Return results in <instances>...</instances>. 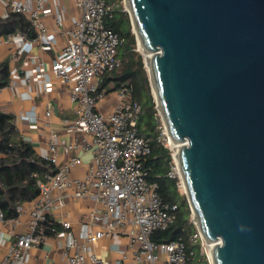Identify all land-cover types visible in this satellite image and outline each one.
<instances>
[{"label": "built area", "instance_id": "built-area-1", "mask_svg": "<svg viewBox=\"0 0 264 264\" xmlns=\"http://www.w3.org/2000/svg\"><path fill=\"white\" fill-rule=\"evenodd\" d=\"M73 3L78 16L72 18L71 25L64 26L65 10L58 0H0V18H6L10 12L20 13L34 31L31 38L22 31L0 36V45L13 48L7 60L10 80L7 86L13 89L22 84L30 90L31 84H36L46 92L51 89L43 64L31 54V49L35 45L50 49L55 43V36L44 21L45 16L52 15L65 41L54 54L51 73L69 86L74 104V117L65 122L66 128L91 137L85 143V149L91 150L85 172L74 176L73 168L81 164L77 143L61 140L50 129L49 153L44 158L54 165V171L42 176L35 174L39 194L18 204L15 217L5 219L0 209V264H26L31 249L50 237L58 240L63 264H106L92 246L117 232L126 233L131 243H138L133 257L136 262L190 264L195 251H187L182 236L160 242L150 239L154 231L167 228L175 220L177 204L163 200L156 183L146 179L143 159L151 146L139 130L141 105L131 97V85L121 84L113 90L115 99L110 110L103 112L98 108V101L108 93L99 90L102 75L121 65L117 51L123 38L106 24L118 3L113 0H73ZM23 56L17 66L15 62ZM44 114L49 117L52 112L46 108ZM60 152L70 153L63 163L58 161ZM166 174L177 178V186L181 182L172 152ZM67 196L94 203L88 211V220L80 224L78 236L72 233L71 222L61 215ZM25 212L28 214L25 227L17 230ZM53 221L59 223L58 230L52 226ZM188 240L192 245L199 244L200 249L205 242L197 228Z\"/></svg>", "mask_w": 264, "mask_h": 264}, {"label": "water", "instance_id": "water-1", "mask_svg": "<svg viewBox=\"0 0 264 264\" xmlns=\"http://www.w3.org/2000/svg\"><path fill=\"white\" fill-rule=\"evenodd\" d=\"M212 264H264V0H125Z\"/></svg>", "mask_w": 264, "mask_h": 264}, {"label": "trees", "instance_id": "trees-1", "mask_svg": "<svg viewBox=\"0 0 264 264\" xmlns=\"http://www.w3.org/2000/svg\"><path fill=\"white\" fill-rule=\"evenodd\" d=\"M113 15L106 20V24L117 32L123 41L118 48L117 55L121 61L120 67L105 72L99 83V90L106 92L117 89L121 84L132 87L131 97L141 105L139 116V130L150 142L151 151L143 159L146 179L155 182L157 190L163 200L177 204L175 220L165 229L154 231L150 239L156 242L170 241L182 236L187 251L194 250L200 245L190 244L188 237L196 231V227L189 220L190 210L186 197L179 193L177 178L167 176L166 172L171 161V151L158 140L159 130L156 128L157 110L149 89V82L143 67L142 57L135 50L136 39L131 29L130 17L120 6L119 0ZM22 31L28 38L34 36L29 20L20 13L10 12L6 18H0V36ZM9 66L7 60H0V88L9 84ZM54 171V165L44 157L37 156L29 141L18 136L11 113L0 110V209L5 219L16 216V206L24 201L38 196L36 176ZM55 230L59 223L53 221ZM199 258L189 260L190 264H208L204 253Z\"/></svg>", "mask_w": 264, "mask_h": 264}, {"label": "crops", "instance_id": "crops-1", "mask_svg": "<svg viewBox=\"0 0 264 264\" xmlns=\"http://www.w3.org/2000/svg\"><path fill=\"white\" fill-rule=\"evenodd\" d=\"M65 10L64 26L71 25L73 17L78 16V9L73 0H58ZM45 24L49 32L54 34L55 43L50 49H43L35 45L31 49L37 61H41L49 78L51 89L44 91L42 87L31 84V89L26 85H20L11 89L8 86L0 88V110L13 114L14 124L18 136L29 141L37 156L44 157L49 153L48 136L50 129L54 130L57 136L64 141L76 142L79 149L81 164L73 168L72 175L82 176L85 172L86 164L91 157V150L85 149V143L91 141L90 136L82 133L70 132L66 128L65 122L74 117V104L70 99V88L59 78L51 73V63L54 54L64 44L65 38L53 22V16L44 17ZM13 48L6 44L0 45V60H9ZM24 56L15 62L17 66L22 63ZM32 67V65H31ZM23 93H27L23 94ZM115 99V92L109 91L98 101V108L106 112L110 110ZM49 108L52 115L45 116V110ZM34 116V120H33ZM49 123V124H48ZM69 154L59 153L58 161L63 163ZM94 203L88 199H74L66 197L64 205L61 207V215L71 222V231L75 236L79 234L81 222L88 220V211ZM28 217L25 212L17 225V230L25 227ZM64 239L63 236L60 237ZM55 237H50L48 241L40 246L33 247L26 264L35 262L36 264H63L61 247ZM138 246L137 242L131 243L130 237L124 232L113 233L107 237L99 239L92 246L94 253L106 261V264H148L147 262L134 260V250ZM87 264H91L87 262Z\"/></svg>", "mask_w": 264, "mask_h": 264}, {"label": "rangeland", "instance_id": "rangeland-1", "mask_svg": "<svg viewBox=\"0 0 264 264\" xmlns=\"http://www.w3.org/2000/svg\"><path fill=\"white\" fill-rule=\"evenodd\" d=\"M119 3H120V6L122 7L123 10L127 11V6H126V3H125V0H119ZM131 29H132V32L134 33V30L132 28V25H131ZM135 35V33H134ZM136 39V37H135ZM135 50L140 53L141 57H142V62H143V67H144V70L146 72V75L148 77V82H149V89H150V93L152 95V98H153V101L155 103V97H154V93H153V89H152V86H151V83L149 81V72L147 70V66H146V63H145V60H147V58L145 57L144 53L142 52V49L141 47H139L138 45V41L136 39V45H135ZM155 108H156V104H155ZM157 110V108H156ZM156 128L159 130V135H158V140L163 143L167 148L170 149V151L173 153L174 149L172 147V145L170 144V141L168 140V136H167V133H166V130H165V126H164V123L161 119V116L157 110V121H156ZM169 141V143H168ZM172 148H171V147ZM178 191L180 194L185 195V192H184V188L183 186H181V182L180 180L178 181ZM187 199V197H186ZM189 205V203H188ZM189 210H190V216H189V220L194 224V226L197 228L196 224L194 223V220H193V217H192V212H191V209H190V206H189ZM204 253L207 257V261H208V264H212L211 263V259H210V256H209V247L207 246V244L204 242V245L202 246V248L200 249V252L198 251V247H196L195 249V255H194V260H197L200 256H199V253Z\"/></svg>", "mask_w": 264, "mask_h": 264}, {"label": "bare ground", "instance_id": "bare-ground-1", "mask_svg": "<svg viewBox=\"0 0 264 264\" xmlns=\"http://www.w3.org/2000/svg\"><path fill=\"white\" fill-rule=\"evenodd\" d=\"M144 55H145V57L147 58V60H145V62L147 63L148 62V60H149V58H150V53H144ZM147 66V65H146ZM168 140L170 141V144L172 145V147H173V155H174V159L176 160V164H177V168H178V172H179V174H180V177H181V186H183V188H184V180H183V175H182V173H181V168H180V164H179V161H178V158H177V151H178V148L180 147V143H178V142H176V141H173L171 138H168ZM169 141H168V143H169ZM171 147V146H170ZM171 147V148H172ZM207 246L209 247V256H210V259H211V255H210V250H211V248H212V244L210 245V244H208L207 243Z\"/></svg>", "mask_w": 264, "mask_h": 264}]
</instances>
